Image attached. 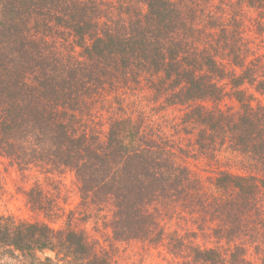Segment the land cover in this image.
<instances>
[{
  "label": "trees",
  "instance_id": "obj_1",
  "mask_svg": "<svg viewBox=\"0 0 264 264\" xmlns=\"http://www.w3.org/2000/svg\"><path fill=\"white\" fill-rule=\"evenodd\" d=\"M236 5L264 11V0ZM212 7L209 0H0V154L21 170L71 169L84 209L113 205L117 241L162 242L164 212L196 198L202 220L211 215L208 226L228 246L203 247L173 232L180 264H254L251 249L264 264V102L257 97L264 65L238 19L231 24ZM138 85L153 89L164 108L183 107L182 130L197 128L199 150L212 153L230 137L246 169L220 170L219 195L198 196L200 182L166 126L123 105L120 97ZM229 95L237 112L219 105ZM94 96L111 98L98 121L106 127L88 119ZM39 185L27 193L34 209L72 215L56 191ZM73 223L69 216L55 228L0 214V260L112 264L110 251ZM46 251L54 256L41 257Z\"/></svg>",
  "mask_w": 264,
  "mask_h": 264
},
{
  "label": "rangeland",
  "instance_id": "obj_2",
  "mask_svg": "<svg viewBox=\"0 0 264 264\" xmlns=\"http://www.w3.org/2000/svg\"><path fill=\"white\" fill-rule=\"evenodd\" d=\"M209 1L213 5L212 11L218 13L221 18L229 20L231 24H234L233 19L235 17L238 19L242 25L241 28L245 30L244 34L249 45L256 49L253 54L258 55V59L264 65V11L238 6L236 0ZM262 68L261 66V71ZM257 97L258 100L264 102V93L258 92ZM120 98L127 108L132 106L133 108L130 109L140 110L138 113H142L143 116L146 115L145 121L150 118L160 121L166 126V130L176 141L177 153L181 157L187 156L185 161L190 167L193 177L200 182V187L196 192L198 196L204 195L202 197L208 199L207 195H219V191L215 189L213 184V179L220 170L240 173L246 169L247 162L231 147L230 137L212 153L207 154L199 150L195 142L197 128L192 133L182 130L183 107L169 106L164 108L160 106V100L155 99L153 89L146 85L130 87ZM96 99L91 103L90 109L93 114L89 115L88 119L92 121L95 117L96 122H101L109 115L108 106L111 105V98H107L109 101L100 102H96ZM254 104L256 105V101ZM219 105L225 111L237 112L239 109V105L232 95L223 99ZM138 113L135 112L133 115ZM97 124L100 127L107 126L99 122ZM180 147L183 148V151L180 150ZM62 170L63 172H58L53 176L44 173L40 167L21 170L13 164L10 158L0 154V214L13 215L20 220L47 221L55 228L63 227L65 220L70 216L74 221L73 225L79 229H84L98 250L110 251L112 264H180L183 258L177 257L171 250L170 237L174 234L173 232H177L178 236L186 237V242L193 241L203 247H219L223 250L228 246L224 239L216 238L210 229L211 227L208 226L213 222L212 216L206 215V220H202L200 207L194 202L196 198L189 202L182 200L174 203V207L178 210L176 213L164 212L161 223L166 229V234L162 242L152 244L136 239L117 241L114 239L111 229L113 205L106 203L102 206L92 205L87 210L84 209L81 204L79 183L75 173L68 168H62ZM37 183L46 190L56 191L57 201L67 212H72V215H65L63 219L49 218L43 211L34 209L27 193ZM211 200L210 198L206 202L211 203ZM49 204L46 202L47 206ZM195 206L199 212L196 211L195 213L191 209ZM193 232H196V236L191 240V236L188 234ZM182 254L186 255L185 252ZM40 255L44 258L45 256H54V253L46 251ZM249 258L254 264H261L254 249L249 251ZM2 261L0 260V264H8L7 261Z\"/></svg>",
  "mask_w": 264,
  "mask_h": 264
}]
</instances>
